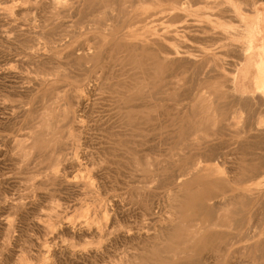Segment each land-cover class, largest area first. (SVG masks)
<instances>
[{"label": "rangeland", "instance_id": "374dc122", "mask_svg": "<svg viewBox=\"0 0 264 264\" xmlns=\"http://www.w3.org/2000/svg\"><path fill=\"white\" fill-rule=\"evenodd\" d=\"M257 10L264 0H0V264H264V81L240 75ZM89 76L97 92L65 105Z\"/></svg>", "mask_w": 264, "mask_h": 264}, {"label": "bare ground", "instance_id": "6f19581e", "mask_svg": "<svg viewBox=\"0 0 264 264\" xmlns=\"http://www.w3.org/2000/svg\"><path fill=\"white\" fill-rule=\"evenodd\" d=\"M65 3V2H64ZM142 3V2H141ZM127 5V4H126ZM62 6V5H61ZM256 6V5H255ZM31 7V6H30ZM63 7V6H62ZM129 7V6H128ZM129 10V9H128ZM257 20H256V28H251V26H249L248 28H247V31H248V40H247V44H248V47L247 48H245L246 49V51L245 52H247V51H250V53H251V56H253V55H255L256 53H258V52H262V53H264V34L263 35H257L256 33L259 31V29H261V26L263 25V23H264V14L261 12V10H257ZM113 15V14H112ZM31 21V20H30ZM261 22H262V25H261ZM106 32V31H105ZM257 35V36H256ZM5 37V36H4ZM6 38V37H5ZM6 41V40H5ZM139 47V46H138ZM81 48V47H80ZM86 48V47H85ZM132 48V47H131ZM140 48V47H139ZM87 49V48H86ZM126 49V48H125ZM128 49H129V47H128ZM151 49V48H150ZM80 50V49H79ZM92 50V49H91ZM152 50V49H151ZM148 51V50H147ZM244 51V50H243ZM81 52H82V50H81ZM80 52V53H81ZM88 52H89V50H88ZM91 52V51H90ZM155 52V51H154ZM238 52V51H237ZM76 53H77V50H76ZM80 53H78V54H80ZM92 53V52H91ZM90 53V54H91ZM161 53V52H160ZM85 54V53H84ZM102 54H103V52H102ZM167 56H175V55H177L178 54V52H166L165 53ZM243 54V53H242ZM36 55H39V54H36ZM246 55V53L244 54V56ZM76 56H78L77 54H76ZM164 56V55H163ZM247 56V55H246ZM250 56V57H251ZM81 57V56H80ZM78 58V57H77ZM89 58V57H88ZM102 58V57H101ZM242 58V57H241ZM240 58V60L241 61H243V59H241ZM103 59V58H102ZM239 59V58H238ZM175 61V60H174ZM240 61V62H241ZM245 61V60H244ZM194 62V61H193ZM198 62V61H197ZM196 62V63H197ZM185 63V62H184ZM188 63V62H187ZM189 63H192V62H189ZM200 63V62H199ZM231 63V62H230ZM243 63V62H242ZM101 64V63H100ZM100 64H98V65H100ZM181 64V63H180ZM186 64V63H185ZM182 65V64H181ZM191 65H193V63L191 64ZM195 65V64H194ZM232 65V64H231ZM88 66H90V65H87V67ZM240 66H242L241 67V70L243 69V65H241L240 64ZM87 67H85V69L87 68ZM97 67V66H96ZM95 67V68H96ZM178 67V66H177ZM189 67V66H188ZM188 67H185V68H188ZM83 68V67H82ZM184 68V69H185ZM190 68V67H189ZM60 69V68H59ZM8 70H11V69H8ZM62 70V69H61ZM60 70V71H61ZM67 70V69H66ZM211 70V69H210ZM74 71V70H73ZM207 71H208V69H207ZM232 71V70H231ZM256 71L258 72V76H260L259 78V84H261V82H263L264 81V60L262 59V61H260V62H258L257 64H256ZM62 72H64V69H63V71ZM67 72V71H66ZM210 72V71H209ZM209 72H208V74H209ZM212 72V71H211ZM79 73V72H78ZM198 73V72H197ZM206 73V72H205ZM65 74V73H64ZM99 74V73H98ZM179 74H181V73H179ZM207 74V73H206ZM208 74H207V76H208ZM234 77H233V81H234V83L236 84V82L238 81V77H239V71H234ZM243 74V73H242ZM66 75V74H65ZM67 75H69V74H67ZM172 75V74H171ZM195 75V74H194ZM203 75H205V74H203ZM240 75H241V73H240ZM84 76V75H83ZM166 76H168V75H166ZM173 76V75H172ZM90 77V76H89ZM242 77H243V75H242ZM51 78V77H50ZM49 78V79H50ZM168 78H170V77H168ZM167 78V79H168ZM174 78V77H173ZM202 78H204V76L202 77ZM166 79V78H165ZM205 79V78H204ZM46 80V79H45ZM51 80V79H50ZM97 80V79H96ZM200 80V79H199ZM72 81V80H71ZM177 81V80H176ZM188 81V80H187ZM232 81V82H233ZM40 82H43L42 80L40 81ZM95 81H92V78L90 77V78H87V79H84V78H82V79H77V83H76V85L73 87V88H70V90L69 91H63V94H62V91L60 92L62 95H60V94H57V97L55 98V99H61V100H63V98L65 99V101L68 99L69 100V102L68 103H65V105H70V106H73V105H75V108H76V106L79 108V109H81L83 106H84V104L86 103V100H87V95L89 94V93H91V88H93L94 86H92V83H94ZM172 82H173V80H172ZM70 83V82H69ZM97 83V82H96ZM159 83H160V81H159ZM180 83H182V81L180 82ZM264 83V82H263ZM17 84V83H16ZM46 84V83H45ZM62 84H64V83H62ZM95 84V83H94ZM199 84V83H198ZM227 84V83H226ZM13 85V84H12ZM39 84H37L36 83V87L38 86ZM96 85V84H95ZM54 86H56V85H54ZM69 86H70V84H69ZM258 87H259V85H257ZM33 87H35V86H33ZM39 87V86H38ZM30 88H32V87H30ZM56 88V87H55ZM258 89V88H257ZM259 89H263L264 90V84H263V87H260ZM3 90V89H2ZM28 90V89H27ZM56 90H58V89H56ZM55 90V91H56ZM93 90H95L94 88H93ZM96 91V90H95ZM95 91H92V92H95ZM168 91H169V88H168ZM167 91V92H168ZM97 92V91H96ZM234 92V91H233ZM7 93V92H6ZM28 93V92H27ZM34 93V92H33ZM187 93V92H186ZM195 93V92H194ZM94 94V93H93ZM92 94V95H93ZM97 94V93H96ZM101 94V93H100ZM191 94H193V93H191ZM22 95V94H21ZM58 95H60V97L61 96H63V98H60V97H58ZM107 95V94H106ZM189 95V94H188ZM91 96V95H90ZM94 97H96V96H94ZM93 97V98H94ZM97 97H99V96H97ZM88 98H90V97H88ZM92 98V97H91ZM189 98V97H188ZM199 98V99H198ZM95 99V98H94ZM186 99V98H185ZM40 100V99H39ZM58 100H56L57 102H59ZM61 100H60V102H61ZM188 100V99H187ZM55 101V100H54ZM89 101V100H88ZM96 101V100H95ZM123 101V100H122ZM200 101H202V98L201 97H197V101H196V103H195V106H199V103H200ZM56 102V103H57ZM90 102V101H89ZM158 102V101H157ZM161 102V101H160ZM165 102V101H164ZM205 102V101H204ZM241 102V101H240ZM121 105V104H120ZM135 105V104H134ZM140 105H142V104H140ZM152 105V104H151ZM61 106H64V105H61ZM133 106V105H132ZM131 106V107H132ZM185 106V105H184ZM53 107V106H52ZM65 107V106H64ZM189 107H190V105H189ZM192 107H194V105L192 106ZM8 108V107H7ZM39 108V107H38ZM61 108H63V107H61ZM61 108H60V110H61ZM66 108V107H65ZM74 108V109H75ZM134 108V107H133ZM132 108V109H133ZM178 108H180V107H178ZM177 108V109H178ZM186 109L188 108L187 106L185 107ZM10 109V108H9ZM15 109H16V107H15ZM53 109V108H52ZM64 109V108H63ZM87 109V108H86ZM128 109H130V107H128ZM136 109V108H135ZM138 109V108H137ZM183 110H184V107L182 108ZM185 109V110H186ZM189 109V108H188ZM191 109V108H190ZM189 109V110H190ZM198 109V108H197ZM59 110V109H58ZM83 110H85V109H83ZM82 110V111H83ZM88 110V109H87ZM56 110H54V112H55ZM65 112L67 111V110H64ZM77 112H79V110L77 109L76 110ZM75 111V112H76ZM81 111V112H82ZM122 111H123V109H122ZM14 112V111H13ZM58 112V111H57ZM84 112V111H83ZM181 112V111H180ZM59 113V112H58ZM57 113V114H58ZM89 113H90V111H89ZM55 114V113H54ZM57 114H55V115H57ZM59 114H61V113H59ZM58 114V115H59ZM64 114V113H63ZM66 114H67V112H66ZM82 114V113H81ZM80 114V115H81ZM79 115V114H78ZM77 115V116H78ZM79 115V116H80ZM84 115V114H83ZM60 116V115H59ZM69 116H70V113H69ZM82 116V115H81ZM49 117V116H48ZM74 117V116H73ZM49 118H51V117H49ZM79 118V117H78ZM47 119V118H46ZM68 119V118H67ZM66 119V120H67ZM191 119V118H190ZM28 120V119H27ZM39 121V120H38ZM55 121V120H54ZM62 121V120H61ZM79 121H81V120H79ZM60 122V121H59ZM65 122V121H64ZM64 122L62 123V124H64ZM75 122V121H74ZM198 122V121H197ZM55 123V122H54ZM54 123H53V125H52V128L55 126L54 125ZM75 123H77V122H75ZM81 123V122H80ZM80 123H78V125L80 124ZM165 123V122H164ZM195 123V122H194ZM8 124V123H7ZM35 124H37V123H35ZM50 124V123H49ZM61 124V122L59 123V125ZM71 124V123H70ZM260 124V123H259ZM51 125V124H50ZM49 125V126H50ZM72 125H74V124H72ZM185 125V124H184ZM194 125V124H193ZM48 126V127H49ZM57 126V125H56ZM194 126H197V125H194ZM39 127V126H38ZM57 127H59V126H57ZM51 128V129H52ZM254 128H256V126L254 127ZM253 128V129H254ZM257 128H259V127H257ZM54 129V128H53ZM64 129V128H63ZM70 129H72V128H70ZM197 129V128H196ZM196 129H194L195 131H196ZM46 130H47V128H46ZM193 130V131H194ZM69 131V130H68ZM72 131V130H71ZM71 131H69V132H71ZM87 131V130H86ZM262 131V130H261ZM51 132V131H50ZM52 132H54V131H52ZM51 132V133H52ZM83 132V131H82ZM48 133H49V130H48ZM58 133V132H57ZM73 133V132H72ZM50 134V133H49ZM49 134H46L47 136L49 135ZM64 134V133H63ZM51 135H53V134H51ZM65 135V134H64ZM72 135V134H71ZM28 136V135H27ZM34 136V135H33ZM54 136V135H53ZM57 136V135H56ZM60 136V135H59ZM35 137V136H34ZM49 137V136H48ZM51 137V136H50ZM49 137V138H50ZM68 137V136H67ZM80 137H81V135H80ZM258 137V136H257ZM261 137V136H260ZM45 138V137H44ZM57 138V137H56ZM30 139H32V138H30ZM46 139V138H45ZM71 139V138H70ZM72 139H73V136H72ZM77 140L79 139V137H77L76 138ZM15 140V139H14ZM17 140H19V139H17ZM33 140V139H32ZM54 140V139H53ZM52 140V141H53ZM67 141V140H66ZM65 141V142H66ZM74 141V140H73ZM15 142V141H14ZM19 142H16V144H18ZM21 143V142H20ZM58 143V142H57ZM56 143V144H57ZM78 143V142H77ZM81 143V142H80ZM196 143V142H195ZM44 144V143H43ZM76 144V143H75ZM261 144V143H260ZM15 145V144H14ZM51 146V145H50ZM50 146H48V147H50ZM76 146V145H75ZM74 146V147H75ZM80 148H81V145L79 146ZM85 147V146H84ZM54 148H56V147H54ZM76 148V147H75ZM75 148H72V150L74 151V149ZM83 149V148H82ZM55 151V150H54ZM68 151V150H67ZM75 151H78V152H80L79 150H75ZM75 151H74V153H75ZM2 152V151H1ZM56 152V151H55ZM70 153V152H69ZM77 153V152H76ZM28 154V153H27ZM31 154V153H30ZM53 154V153H52ZM77 154H79V153H77ZM77 154H74V155H76L77 156ZM84 154H86V153H84ZM45 155H46V153H45ZM54 155H55V153H54ZM70 155H71V153H70ZM70 155H69V158H70ZM73 155V154H72ZM71 155V156H72ZM80 155H81V153H80ZM202 155V154H201ZM60 156H62V155H60ZM84 156V155H83ZM26 157V156H25ZM49 157H52L51 155L49 156ZM67 157H68V155H67ZM79 156H77V158H78ZM81 157V156H80ZM87 157V156H86ZM29 158V157H28ZM27 158V159H28ZM41 158V157H40ZM54 158V157H53ZM59 158V157H58ZM64 158H65V156H64ZM63 158V159H64ZM72 158H73V156H72ZM263 158V157H262ZM25 159V158H24ZM51 159V158H50ZM60 159L61 158H59L58 160L60 161ZM82 158H80L79 160H77V159H71V161H70V165L72 166V167H82V164H84L83 162H84V160H83V162L81 161V163H80V160H81ZM65 160H67V159H65ZM70 160V159H69ZM214 160V159H213ZM54 161H56V160H54ZM88 161V160H87ZM50 163V162H49ZM55 164H56V162H54ZM64 164V163H63ZM66 164V163H65ZM53 166V165H52ZM58 166V165H57ZM70 166V167H71ZM56 167V166H55ZM55 167H52V168H55ZM85 166L83 165V167L82 168H84ZM263 167V166H262ZM60 168V167H59ZM85 169V168H84ZM83 169V170H84ZM86 169H87V167H86ZM191 169H193V168H191ZM195 169V168H194ZM50 171H51V169H49ZM57 170L58 171H56L55 173H59V170L60 169H58L57 168ZM188 170H190V168L188 169ZM53 171H54V169H53ZM52 172V171H51ZM192 172V171H191ZM190 172V173H191ZM196 172H197V170H196ZM195 172V173H196ZM53 173V172H52ZM55 173H53V174H55ZM190 173H188V174H190ZM194 173V172H193ZM198 173V172H197ZM47 174V173H46ZM51 174V173H50ZM52 174V175H53ZM187 174V175H188ZM49 175V174H48ZM52 175H50V176H52ZM57 175V174H56ZM169 175V174H168ZM183 175V174H182ZM181 175V176H182ZM186 175V174H185ZM58 176V175H57ZM81 176V175H80ZM188 176H190V175H188ZM187 176V177H188ZM255 176V175H254ZM47 177V176H46ZM168 177V176H167ZM177 177V176H176ZM175 177V178H176ZM193 177V176H192ZM191 177V178H192ZM42 178V177H41ZM40 178V179H41ZM58 178V177H57ZM64 178H66V177H64ZM63 178V179H64ZM78 178V177H77ZM186 178V177H185ZM184 178V179H185ZM253 178V177H252ZM256 178V180L259 178H257V177H255ZM50 179V178H49ZM48 179V180H49ZM85 179V178H84ZM164 179H166V178H164ZM168 179V178H167ZM177 179V178H176ZM183 178H178L177 180H175V182L177 181L178 182V188H179V191L181 192V187H182V183H183V180H182ZM187 179V178H186ZM188 179H190L189 177H188ZM43 180H45V178L43 179ZM53 180H54V178H53ZM65 180V179H64ZM64 180H62V181H64ZM68 180V179H67ZM71 180H72V178H71ZM92 180V179H91ZM169 180V179H168ZM42 181V180H41ZM59 181V180H58ZM58 181L57 182H55V184H57L58 183ZM87 181H89V180H87ZM165 181V180H164ZM39 182V181H38ZM37 182V183H38ZM45 182V181H44ZM68 182H70V181H68ZM72 182H75L74 180L72 181ZM76 182H77V180H76ZM84 184H85V182H84V180L82 181ZM172 182V181H171ZM64 183H67V182H64ZM83 183H81V184H83ZM87 183V182H86ZM90 182H88V184H89ZM71 185V184H70ZM69 185V186H70ZM72 185H73V183H72ZM80 185V184H79ZM87 185V184H86ZM90 185H91V183H90ZM88 186V185H87ZM246 186V185H245ZM67 187V186H66ZM77 187H78V185H77ZM77 187H75V188H77ZM89 188H90V186H88ZM73 188V187H72ZM86 188V187H85ZM247 188H250V187H247ZM173 191V190H172ZM171 192V191H170ZM170 192H169V195H170ZM177 192H178V190H177ZM172 193V192H171ZM179 194V193H178ZM235 196H236V194H235ZM169 197V196H168ZM171 197V196H170ZM175 197H176V195H175ZM180 197V196H179ZM227 198V197H226ZM171 199V198H170ZM173 199V198H172ZM169 200V199H168ZM174 200V199H173ZM182 200V199H181ZM111 201V200H110ZM172 201V200H171ZM171 201H169V202H167V203H169L170 204V202ZM224 201V200H223ZM149 201H147V203H148ZM217 203V202H216ZM178 204V203H177ZM214 204H215V202H214ZM219 204V203H218ZM222 204H225V202L224 203H221L220 205H222ZM264 204V203H263ZM20 205V204H19ZM24 206V205H23ZM199 206V205H198ZM215 206H216V204H215ZM99 207V206H98ZM172 207V206H171ZM174 207V206H173ZM149 209V208H148ZM173 209V208H172ZM197 209H199L198 207H197ZM203 209V208H202ZM205 209V208H204ZM54 210V209H53ZM106 210V209H105ZM147 210V209H146ZM150 210V209H149ZM229 210V209H228ZM103 211H104V209H103ZM108 211V210H107ZM151 212H152V210H150ZM163 211V210H162ZM170 211H171V209H170ZM173 211V210H172ZM175 211V210H174ZM200 211V210H199ZM198 211V212H199ZM214 211V210H213ZM106 212V211H105ZM109 213V212H108ZM114 213V212H113ZM116 213V212H115ZM171 213V212H170ZM179 213V212H178ZM211 213V212H210ZM216 213H218V212H216ZM226 213V212H225ZM177 214V213H176ZM209 214V213H208ZM263 214V213H262ZM155 215V214H154ZM171 215V214H170ZM217 215V214H216ZM219 215V214H218ZM52 216V215H51ZM114 216V215H113ZM172 216V215H171ZM174 216H175V214H174ZM57 217V216H56ZM88 217V216H87ZM90 215H89V218H88V220H90ZM199 217V216H198ZM197 217V218H198ZM219 217V216H218ZM51 218V217H50ZM55 218V217H54ZM86 218V217H85ZM159 218V217H158ZM168 218V217H167ZM171 218V217H170ZM175 217H173V219H174ZM52 219H53V217H52ZM66 219V218H65ZM169 219V218H168ZM167 219V220H168ZM173 219H171V220H169V221H172ZM42 220H44V219H42ZM51 220V219H50ZM69 220V219H68ZM92 220V223H93V219H91ZM151 220H153V219H151ZM211 220H212V218H211ZM40 221V220H39ZM84 221V220H83ZM86 221V220H85ZM192 221V220H191ZM38 222V221H37ZM47 222V221H46ZM45 222V223H46ZM162 221H160V223H161ZM195 222V221H194ZM245 222V221H244ZM8 223V222H7ZM165 223V222H164ZM217 223V222H216ZM39 224H42V223H39ZM84 224H86V222L84 223ZM168 224V223H167ZM172 224V223H171ZM198 224V223H197ZM96 225V224H95ZM192 225V224H191ZM191 225H188L187 227H189V226H191ZM207 225V224H206ZM212 226H215V227H217V226H219V225H217V224H215V223H213V224H211ZM7 226H8V228H10L9 227V224H7ZM11 226V225H10ZM41 226V225H40ZM72 226V225H71ZM86 226V225H85ZM161 226H163L164 227V225H161ZM160 226V227H161ZM195 226V225H194ZM201 226V225H200ZM44 227H47V226H44ZM93 227H94V225H93ZM98 226H96V227H94V228H97ZM174 227V226H173ZM209 227H211V226H209ZM209 227H207V228H209ZM15 228V227H14ZM41 228V227H40ZM86 228V227H85ZM84 228V229H85ZM167 228V227H166ZM170 228V227H169ZM50 229V228H49ZM57 229V228H56ZM66 229V228H65ZM72 229H74V228H72ZM202 229L203 228H194V231H192V233H188L189 235H190V237H191V239L192 240H194V239H197L199 236H200V234L202 233ZM233 229V228H232ZM70 230V229H69ZM11 231V230H10ZM76 231V230H75ZM84 231V230H83ZM94 231V230H93ZM190 231H191V229H190ZM189 231V232H190ZM55 232V231H54ZM88 232H90V230L88 229ZM247 232V231H246ZM92 233V232H91ZM159 233V232H158ZM220 233V232H219ZM8 234V233H7ZM45 234V233H44ZM47 234H49V233H47ZM78 234V233H77ZM83 234V233H82ZM81 234V235H82ZM89 234V233H88ZM163 234V233H162ZM187 234V235H188ZM215 234V233H214ZM225 234V233H224ZM188 235V236H189ZM100 236V235H99ZM159 236H160V234H159ZM208 236V235H207ZM219 235H217V237H218ZM118 237V236H117ZM210 238V237H209ZM208 238V239H209ZM186 239V238H185ZM219 239V238H218ZM37 240V239H36ZM211 240V239H210ZM209 240V241H210ZM34 241V240H33ZM263 241V240H262ZM186 242V241H185ZM189 242V241H188ZM192 243V242H191ZM259 243H261L260 241H259ZM263 243V242H262ZM38 244H39V242H38ZM54 244V243H53ZM161 245V244H160ZM264 245V244H263ZM64 246V245H63ZM185 246V245H184ZM262 246V245H261ZM69 247V246H68ZM151 247V246H150ZM264 247V246H263ZM47 248V247H46ZM43 249V248H42ZM69 249H70V247H69ZM69 249H66V252L69 254V253H71L70 252V250ZM263 249V248H262ZM65 250V249H64ZM178 250V249H177ZM45 251V250H44ZM43 251V252H44ZM95 251V250H94ZM47 252V251H46ZM45 252V253H46ZM50 252V251H49ZM74 252V251H73ZM98 252V251H97ZM53 253V252H52ZM56 253V252H55ZM88 253V252H87ZM40 254V253H39ZM83 253L81 252V254L80 255H82ZM85 254V253H84ZM95 254V253H94ZM182 254H186V252H184V253H182ZM46 255V254H45ZM58 255V254H57ZM66 255V254H65ZM79 255V254H78ZM191 255V254H190ZM189 255V256H190ZM85 256V255H84ZM172 256H174V255H172ZM186 256H187V254H186ZM73 257V256H72ZM47 258V257H46ZM205 259V258H204ZM198 260V259H197ZM185 263V262H184ZM200 263V262H199Z\"/></svg>", "mask_w": 264, "mask_h": 264}, {"label": "crops", "instance_id": "0c3cea01", "mask_svg": "<svg viewBox=\"0 0 264 264\" xmlns=\"http://www.w3.org/2000/svg\"><path fill=\"white\" fill-rule=\"evenodd\" d=\"M249 58V61H248V63H247V65L245 64L244 66H243V69L241 70V76L243 75H245L246 74V72L248 71V70H250L251 68L252 69H254V70H256V64L258 63V62H260V61H262V59L264 60V53H260V52H258V53H256L255 55H253V56H251V57H248ZM248 67V68H247ZM243 73V74H242Z\"/></svg>", "mask_w": 264, "mask_h": 264}]
</instances>
